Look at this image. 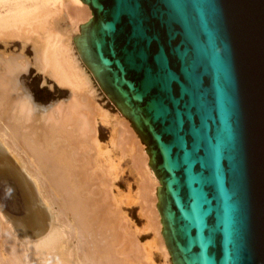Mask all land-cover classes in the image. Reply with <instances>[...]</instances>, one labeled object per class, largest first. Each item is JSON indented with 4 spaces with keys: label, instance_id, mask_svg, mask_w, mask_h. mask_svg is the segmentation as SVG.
Instances as JSON below:
<instances>
[{
    "label": "water",
    "instance_id": "1",
    "mask_svg": "<svg viewBox=\"0 0 264 264\" xmlns=\"http://www.w3.org/2000/svg\"><path fill=\"white\" fill-rule=\"evenodd\" d=\"M83 63L146 145L172 264H264V0H81Z\"/></svg>",
    "mask_w": 264,
    "mask_h": 264
},
{
    "label": "bare ground",
    "instance_id": "2",
    "mask_svg": "<svg viewBox=\"0 0 264 264\" xmlns=\"http://www.w3.org/2000/svg\"><path fill=\"white\" fill-rule=\"evenodd\" d=\"M26 2V6L22 5V3L20 2L13 3L6 14L0 15V38H12L15 36H21L24 39L31 41L34 48V62L37 65V68L40 71L47 72L58 84L68 85L69 87H71L72 94L68 101H59L53 106L45 109V120L48 127L49 125L55 126V124L58 123V125H62L61 128H63L62 130L64 131H67L68 125L65 126L66 124H62L64 122L63 119L61 120V122L59 119L60 123L57 122L58 118L64 116V119L66 120L65 123L68 122V124H71V126H74L76 123V129L75 126L72 127L75 132L77 131L78 133L76 135L75 132L73 133L71 131L70 134H73L70 137L73 139V136L75 134L76 138L74 139L76 140L77 144L75 143V141H71L70 137L67 136V133L69 132H64L66 134H64V137L66 136V139L69 138L68 140L70 141V144L69 141L66 142L67 140L65 141V138L63 137L64 140H62V142L65 141L66 144L68 143L69 145L60 147L58 146L60 145L59 141L58 145H56V142H53L51 138L54 140L56 136H59L58 138L60 139V135L63 131L61 130L60 133V126L58 127V125H56L57 127L54 129L53 126V132L56 134L54 136L53 132L51 131V127L49 130L47 127L46 130L51 131L52 135L54 136H51V138H49L52 141L50 146V140L47 138L46 141L48 142L49 140L47 144V142L44 140L45 135H43V140L49 146L48 149L55 143L53 145L55 146L54 148L60 147L61 152L57 151L59 149L56 148L57 150H53V153V147L49 149L51 152L46 151L47 145H45L44 141H42V143H44L42 145L45 146L46 152L43 151L44 153L41 154L45 156H42L40 153L38 154L41 157L38 156L36 152H42V150L40 151V149H42L43 147L41 146V144L40 148L39 146H37L38 144L35 146L36 140H34L33 138V135H35L33 133V129L32 133L30 132V134L28 130H26V127H28L29 129L28 123L30 121V118L32 117L31 115L34 104L32 102L30 94L28 92H24L16 82V74L26 69L28 66V62L24 58H22L21 55L4 54L3 52H0V173L7 171L13 177V180H15L17 186L21 191L24 211V216L21 218H12L10 215V217H8L7 215V218H9L8 221H5L1 217V215H4L3 217L5 218V213H0V217L2 219L1 221L4 220L2 223L0 222V237L2 238V242H0V264H85V262H87L88 264L89 261L95 264V262L97 263L101 261L100 259H96L97 257L100 258L97 254L102 255L103 253L105 254H103L101 258L107 257V263L109 264V262H111L112 260L111 259L109 261V257L112 255L110 253L113 251V247L111 248L110 245L112 244V241L110 242L109 238V241L107 242L106 238H108V236L103 237L102 235H106L107 231L109 230L111 234V229L113 228V225H115L114 223H116V220H110V217H114L115 215H109L110 211L105 208L104 210L108 213L104 212V210L101 209L100 206L101 202L98 203V201L93 198L94 196L92 195V193L94 194L95 191L94 186V190L88 192H91L92 196L90 195L89 199L84 196L85 194L83 192L86 190L88 191L89 189L86 188L85 190V187H87L85 185H88L89 181L84 182L85 179L84 181L83 179H81L84 177V175L93 173V171L95 173V170L90 168L88 169V174H84L85 172L83 171H88L86 169L88 167L87 165L91 163V159H93V155H90V150H87L90 147L92 151L93 147H91L89 143L88 145L90 146L88 147L87 145L86 147V144L87 142H89L87 138L89 139L90 135L92 134V137H94L95 135V126L93 123H90L91 121L89 120V118H91L92 116H90L89 118L88 116L91 114L94 115L91 110L92 108H96L94 100L96 99L95 96L97 94V90L93 84V80L95 79L92 73L83 63L77 50H75L76 47L74 45L73 35L76 32H79V25L92 16L91 9L89 8L88 4L82 2L81 0H26ZM62 10H65L64 13H62ZM60 15H62L61 19L66 21L65 27L61 26L62 24L57 19V17ZM97 85L104 93L98 83ZM104 95L106 96L105 93ZM107 99L109 98L107 97ZM95 111L96 114H98L97 109ZM117 111L122 117L119 121L120 128L117 131L119 133V138H122V135H124L125 132L130 133L131 138L134 139V144L131 145L132 150H134V154L136 152V154L138 155V153L141 152L142 158H137H140V162L142 163V165L140 166L139 164L141 163H137V167L140 166L143 170L142 175L145 176H142V178L144 177V181L146 177L148 179L143 182L141 194L143 195L144 193L143 196L145 197L143 198H146V212L149 213V222L151 227H153L155 231L156 245L158 249L163 252L165 258H167L166 263L172 264L170 260V253L161 234V217L159 216L156 206L158 201L156 195V187L160 185V182L148 165L149 156L145 152L146 145L141 142L138 134L131 126V122L129 121V119L123 116L118 109ZM5 113H7L6 115H8L7 118H5L6 116H4ZM50 121L56 123L52 125ZM22 126L26 131L23 130ZM71 128H69L68 131H70ZM20 131L22 133H20ZM87 131L91 133H89V136H87L86 134ZM58 133L60 135H58ZM20 134L22 138L20 137ZM24 135L26 136V140H24L23 145H25L24 148L26 149V151L22 150L23 153H20H25V155L23 156H26V160L21 159V157L18 156V154L15 152V150L17 151L18 149V136L21 138V140H23L25 138ZM124 139L125 138L123 137V141ZM71 143L72 145L74 143L76 145L72 146ZM37 147L39 149H37ZM34 149H37L36 152L34 151ZM93 152L95 153V150L92 151V153ZM46 153H51L52 155L48 154L46 156ZM36 155L38 157H36ZM138 156H140V154ZM138 160L139 159H136V161ZM80 165H83L81 167L85 169H80ZM35 167L37 169H34ZM79 169L80 171L83 170V173L78 171ZM144 169H146V171ZM90 170H92V172ZM76 171L80 173L81 178ZM52 173L55 175L54 177H52ZM82 174L84 175L82 176ZM93 175H90V177ZM99 178L102 179V177ZM91 179H93V177ZM94 181H96L95 178ZM149 181L153 183L154 186L150 185ZM92 182L90 181V183ZM97 193L99 194V192ZM55 199L60 200L59 204L60 206L62 205L63 209L59 207V204L58 207L61 210H63L64 212L71 210V212H69V215L71 217L70 219L73 222L72 224H75V226L77 227L76 234L78 231H84V233L82 232V234H84L85 236V240L82 239L83 241H88L90 238H88L87 235H92V240L90 239V242L92 243L94 248L84 249L83 246H85V242L82 241L80 243V245L83 243V245H81L83 249L82 252H80L82 255L84 252L83 257L78 253V251H76V253L73 250L71 251L72 247L70 250L67 248L68 245L66 244L65 239L68 242L69 235L67 236L68 233L66 234L67 231L65 232L66 224L64 223V221L57 220L63 216L60 215V213L63 212H60L59 210L60 213L58 212V215L61 216L60 218H57L58 215H55L56 217L53 215V205L56 202ZM105 203L107 204L108 202L105 201ZM65 208H67L68 210H64ZM102 213L105 214L101 215ZM64 215L67 214L64 213ZM54 217L57 218L56 223L54 222ZM8 222L10 223V225H8L7 227V224H9ZM3 223L6 224V227ZM90 232L91 234H87ZM65 234L67 238H65ZM100 234L103 238V243L105 241L107 242H105L106 247H109L110 245V250L109 248H106V251H109L110 255L106 251H100L98 248L99 245L95 246L98 244L97 242L101 243L99 239L101 240L102 238L95 239V237H98L97 235ZM110 234H108L109 237H111ZM78 236L81 237L80 235ZM14 239H16V241H18L17 239H19L20 242L27 244L26 249L28 250L26 255L24 253L25 256L22 254V252H24L22 251V243H20L22 249L19 252V249H17L19 245L16 242H13ZM78 239H80L81 241V238ZM90 242L88 244L86 242V245H91ZM13 243H16L15 246L18 245L16 246L17 248L15 247L17 250L13 249L14 251L16 250L15 252L11 250V252L13 251V254L6 252V250L10 246L14 245ZM6 246L9 247L7 248ZM129 246L134 248L129 252H131L132 255L135 254L137 258L145 253L144 251L146 249L143 250L142 247L140 248L138 245L136 247V245L134 243L132 244V242H129ZM4 248H6V250ZM72 253H74V255ZM138 253L140 254L138 255ZM71 255L75 257L73 258ZM95 255L97 257H95ZM144 255L145 254H143V257ZM145 257V259L149 258H147V254ZM83 258L87 259V261ZM140 258L138 259L139 261Z\"/></svg>",
    "mask_w": 264,
    "mask_h": 264
},
{
    "label": "rangeland",
    "instance_id": "3",
    "mask_svg": "<svg viewBox=\"0 0 264 264\" xmlns=\"http://www.w3.org/2000/svg\"><path fill=\"white\" fill-rule=\"evenodd\" d=\"M16 2H20V3H22V5H25V6L27 5L26 0H0V15L6 14L7 11L10 9V6H12V4L16 3ZM62 11H63L62 13H64L65 10H62ZM62 15L58 16L57 19L62 24L61 26L65 27L66 21L61 19ZM74 35H73V37H74ZM0 52L1 53L3 52L4 54L21 55L22 58H24L28 62L27 68L16 74V82L20 86V88H22V90L24 92H28L30 94V96L32 98V102L34 104V108L32 110V115H31L32 117L30 118V121L28 123L29 129H28V127H26L27 128L26 130H28V132L30 134V132L32 133V129H33V131H34L33 133L35 135H33V134L32 135L34 136L33 137L34 140H36L35 146L38 144L37 146H39V148H40V144H41V146L43 147V148L41 147L42 149H40V151L42 150V152H38V151L36 152V150L39 149L38 147L36 150L34 149V151L37 154L38 153L41 154V153H44L46 151H50L49 149H51L53 147L52 152H53V150L55 151L57 149H59L57 151L61 152L60 147H65V146L70 144V141L68 140L69 138L66 139V136L64 137V134H65L64 132H69V133H67L68 134L67 136H69V137L72 136V134L75 132L73 127L75 126V129H76L77 124L75 123V125L74 126L72 125L73 126L72 127L71 124L70 125L68 124V122L65 123L66 120L64 119V116H61V118L57 119L58 120L57 122H59V119H60V122L63 119L64 122L62 124H66L65 126H67V125L69 126V127L67 126V131L62 130L63 129V128H61L62 125H58V123H56V122H55L56 123L55 124V123L50 121V123L52 125L55 124V126L53 125L54 126L53 127V126L49 125V127H48L47 122L45 120L46 119L45 109L50 107V106H53L54 104H56L59 101H62V100L68 101L71 94H72L71 87H69L68 85L58 84L47 72L40 71L37 68V65L34 62L35 55H34V48L32 46V43H31V41L26 40L21 36H15L12 38H0ZM93 84L97 90V94L95 96L96 99L94 100L96 108H92L91 111H92V113H94V115L91 114L88 116V118L90 116H92L91 118H89V120L91 121L90 123H93L95 126V135H94V137H92V135H93L92 134V135H90L89 139L87 138V140H89V142H87L86 147L89 143L91 145V147H93L92 151L95 150V153L94 152H93L94 154L92 153V151L89 147L90 145H88L89 149H87V150H90V152H91L90 155L91 154L93 155V157H92L93 159H91V163H89L87 165L88 167L86 165L85 166L87 167L86 168L87 170L89 168L94 169L95 173L93 171V173L88 174L89 170L88 171L82 170L83 172H85L84 174H88V175L82 174V176L84 175V177L81 178L80 173L78 171H80V169L82 168L81 166H83V165H80V167L78 166L80 169L76 172L79 174L80 178L83 179V181L85 179L84 182L89 181L88 185L87 184L85 185V186H87V187H85V190H86V188H89V189H88V191L87 190L84 191L83 193L85 195L84 194L83 195L89 199L91 192L90 193H88V192L93 191L95 189L94 194H95V192H96V194L94 195L92 193V195L94 196L93 198H95L98 201V203L101 202L100 203L101 209H103V210H104V208L108 209L110 211L109 215H112V216L115 215L114 217H110V220L111 219L116 220V223H114L115 225H113V228L111 229V234L109 232L110 230L107 231V233L110 234L111 237H109V235L107 233H106V235L104 234L105 236L102 235L103 237L108 236V238H106L107 242L109 240H110V242L112 241L111 242L112 244H110V243L109 244L111 245V248L113 247L112 248L113 251L110 253L112 255L110 257L109 256L108 257H109V261L111 259L113 261L114 260H116V261L113 262L111 260L112 263L109 262V264H167L166 263L167 258H165L163 252H161V250L158 249V247L156 245L155 231H154L153 227H151V225H150L149 216H148L149 213L146 212V198H143V197H145V196H143L144 193H143V195L141 194L143 182H145L147 179V177H146V179L144 181V179H143L144 177L142 178V176H145V175H142L143 170L140 167L142 165V163L140 162L141 161L140 158H142L141 152L138 153V155L140 154V156H138L136 154V152L134 154V150H132V147H131V145L134 144V141H133L134 139L131 138L130 133L125 132L124 135H122V138L121 137H120L121 139L119 138V135H118L119 133L117 131L120 128L119 121L122 117L118 113L114 104L109 99H107V97L104 95V93L100 90V88L98 87L95 80H93ZM96 109H97L98 114H96V111H95ZM6 114L7 113L4 114V116H6L5 118H7V116H8ZM91 119H93V120H91ZM8 122H9V120H8ZM48 124H49V122H48ZM56 125H58V127L60 126V133L62 130L63 135L62 134L60 135L58 133V135H60L62 138L60 137V139H59L58 138L59 136H56V138L54 139L56 141H54L51 138V136H53L52 132H53V129L57 127ZM117 126H118V128H117ZM47 127H48V130L51 127L52 132L46 130ZM52 127H53V129H52ZM20 128H21V126H20ZM69 128H71L70 131H68ZM116 128H117V130H116ZM23 130H25L24 127H23ZM71 131L73 132L72 134H70ZM47 132H48V134H47ZM20 133H22V132L20 131ZM75 133L77 135L78 132L76 131ZM89 133H90L89 131L86 132L87 136H89ZM53 134H54V136L56 135L54 132H53ZM43 135H45V139H44L45 141L47 140V138L48 139L51 138V140L53 142H56V145H58V141H59L60 145H58V146H60V147H58V148L56 147L57 148L56 149V148H54L55 146H53L55 143L54 144L52 143L53 144L52 147H50L48 149L49 146L47 144H48L50 139L48 140V142L46 141L47 142V144H46V142L43 140V138H44ZM76 135L74 134L73 139L76 138ZM20 137L22 138L21 134H20ZM20 137L18 136V141L20 144L18 143V149L16 148L17 151L15 150V152L18 154V156L21 157V159L26 160V156H23V155H25V153L24 154L20 153V152H22V150L26 151V149L24 148L25 145H23L24 140H26V136H25V138L23 137L24 138L23 140H21ZM63 137L65 138V141L67 140L66 142L69 141V144L68 143L66 144L65 141L62 142V140H64ZM123 137L126 140L124 139V141H123ZM57 139H59V140H57ZM73 139L70 137V140L75 141V143L77 144L76 140L75 139L73 140ZM51 140L49 142L50 146H51V142H52ZM42 141H44L45 145H47L46 151H45V146L42 145V144H44V143H42ZM64 142H65V144H64ZM75 143L73 145L71 143V145L75 146L76 145ZM48 154L49 153H46V156ZM41 155L45 156L43 154H41ZM49 155H52V154L50 153ZM38 156H40V155L38 154ZM38 156L36 155V157H38ZM135 157H136V159H139L138 160L139 162L136 161ZM137 157H140V158H137ZM102 162H103V165H102ZM137 163L138 164L141 163V164H139L140 166L137 167V165H138ZM79 164H80V162H79ZM89 166H91V167H89ZM34 169H37V168L35 167ZM82 169H85V168H82ZM144 170L146 171V169H144ZM82 171H80V172L83 173ZM90 171L92 172V170H90ZM97 174H98V176H97ZM52 175H53L52 177L55 176L53 173H52ZM90 175H93V176L90 177ZM6 176H8V177H6ZM92 177H93V179H91ZM99 177H102V179ZM94 178L96 179L97 182L94 181ZM90 181L91 182L93 181V182L90 183ZM149 184L154 186V184L151 183L150 181H149ZM93 186H94V189H93ZM97 192H99L100 196ZM144 199H145V201H144ZM104 200L108 203L106 204ZM59 201L60 200H56L55 204L53 205V209H54L53 215L57 216L58 212L60 210V212H63V213H60V212L59 213L61 216L62 215L63 216L61 217L60 215H58L57 218L61 217L63 220L61 218L57 219V218H55L56 217L55 216L54 222L56 223L57 220L58 221H60V220L64 221V223L66 224L65 232L67 231L66 234L68 233L67 236L69 235L68 236V242L65 239V242L68 245L67 248L70 250L72 247L71 251L73 250V251H75V253H76V251H78V253L83 257L84 252H83V255L80 253V252H82L83 247H84V249L85 248H87V249L88 248H90V249L94 248V246L90 242V239L92 240V237H91L92 235L91 236L87 235L88 238H90L88 241L90 242V244L92 246L86 245V242H87V244L89 242L87 240L83 241V240H85L84 239L85 236H84V234H82V232L84 233V231H82V232L78 231L76 234L77 227L75 226V224H72L73 222L70 219L71 217L69 215L70 214L69 212H71V210H68L67 208L64 209V210H68L66 212L61 210L59 207H61L62 209H63V207H62V205L60 206ZM102 203H103V205H102ZM58 204H59V207H58ZM0 208H1L0 213L1 214L5 213V218L3 217L4 215L2 216L0 214L1 217L5 221H8V219H9V218H7V215H8V217L11 216L12 218L13 217L14 218H21L24 216L23 200L21 197V191H20L19 187L17 186L15 180H13V177L7 171L0 173ZM104 212H107V211L104 210ZM64 213L67 215H64ZM113 213H115V214H113ZM104 214L102 213L101 215H104ZM1 217H0V222L2 223L4 220L1 221L2 220ZM4 223H7V222H4ZM148 223L150 226L148 225ZM3 224H2V226H3ZM4 225L6 227V224H4ZM8 225H10V223L7 224V227H8ZM68 226H70V227H68ZM66 234H65V238H67ZM71 234H72V236H71ZM87 234H91V232L87 233ZM78 235H80L81 237H79ZM97 236L98 237H95V239L96 238H102L101 234L97 235ZM78 238H81V241ZM14 240H13V242H16L19 245V246L16 245V246H18V248L15 246L16 243L15 244L13 243L14 245L10 246L11 248L8 246L10 249L6 246L9 249V250L7 249L8 251L6 250V248H4L6 250V252L12 253L14 251L13 249H16V248L19 249V252H20L22 249V246H23L22 251H24V252H22V254L24 255V253H25V255H26L27 250H28V249H26L27 244L20 242L19 239H17L18 241H16V239H14ZM82 241L85 242L84 243L85 246H83V247L81 246V245H83V243L80 245V243ZM99 241L101 243L96 241L98 244L95 246L99 245L98 248L100 251L105 252L106 248H109V250H110V245L107 244V245H109V247L108 246L106 247V244H105L106 241L104 240L105 242L103 243V238L101 240L99 239ZM0 242H2L1 237H0ZM129 242H132V244L134 243L136 245V247H137V245L140 248L142 247L143 250L146 249L144 251L145 253H143V254H145L144 257H143V254L140 255L141 258L140 257L137 258L135 254H134L135 256L132 255L131 252H129V251H132L134 248L129 246ZM20 243H22V246H20ZM75 244L76 245L78 244L77 247ZM79 246H81V247H79ZM11 250H13V251L11 252ZM106 252L109 254V251H106ZM72 254L74 255V253H72ZM103 254H105V253H103ZM139 254L140 253H138V255ZM146 254H147V258L149 257L148 259H145ZM73 255H71V256L74 258L75 256H73ZM97 255L100 258H98L95 255V257H97L96 259L97 260L100 259L102 261V262L99 261L100 263L99 262H97V263H99V264H106L107 263V261H108L107 257H106L107 259L103 257L104 258V260H103V258H101V256H102L101 254L100 255L97 254ZM10 256H11V254H10ZM111 257H114V258H111ZM139 258H140V261L138 260ZM84 260L87 261V259H84ZM97 263L95 262V264H97ZM76 264H78V263H76ZM85 264H87V262H85ZM88 264H94V263H91L89 261Z\"/></svg>",
    "mask_w": 264,
    "mask_h": 264
}]
</instances>
